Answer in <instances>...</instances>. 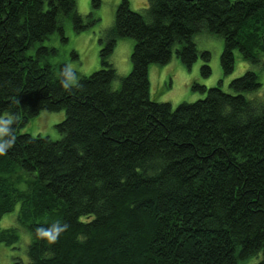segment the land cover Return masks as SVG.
Segmentation results:
<instances>
[{
  "label": "trees",
  "instance_id": "16d2710c",
  "mask_svg": "<svg viewBox=\"0 0 264 264\" xmlns=\"http://www.w3.org/2000/svg\"><path fill=\"white\" fill-rule=\"evenodd\" d=\"M147 3L137 12L121 0L100 69L65 90L66 66L36 46L66 18L85 30L76 0H0V116L18 117L0 155V222L18 204L31 238L28 261L12 264H264V94L245 96L258 75L246 71L230 92L194 84L204 98L176 108L151 101L148 77L175 54L187 68L200 57L208 78L210 54L193 41L203 30L223 39L225 76L236 52L264 70V0ZM123 38L134 46L119 78L109 59ZM42 111L64 112L59 140L20 133ZM57 226L55 243L37 235ZM19 240L0 228V244Z\"/></svg>",
  "mask_w": 264,
  "mask_h": 264
},
{
  "label": "rangeland",
  "instance_id": "374dc122",
  "mask_svg": "<svg viewBox=\"0 0 264 264\" xmlns=\"http://www.w3.org/2000/svg\"><path fill=\"white\" fill-rule=\"evenodd\" d=\"M95 0H76V11L83 18L85 30L76 32L70 19L61 22L62 33L54 32L47 40H44L37 48L43 47L47 50L43 54L44 62L51 66L65 65L70 67L77 78L86 77L100 69L99 52L102 43L106 39L108 31L112 28L115 20V13L121 0H97L98 5L94 6ZM133 11L142 12L148 7L147 0H128ZM193 41L199 52L207 51L210 54L209 66L211 75L202 78L200 69L203 65L200 57L187 68L181 64L173 54L171 61L166 65H151L148 70L149 97L151 101L168 103L176 108L181 103H193L204 98V94L193 91L194 84L204 86L206 89L215 87L221 81V89L230 92L229 83L246 71L255 72L261 84L260 89L255 93L245 96L252 98L264 94V70L260 66L244 62L238 52L235 53V66L230 75H224L220 67V56L223 51V39L220 36L201 31L194 36ZM134 41L130 38L119 39L110 56L109 62L114 67L119 78L125 77L131 71V53ZM35 49L29 51L34 55ZM76 80V82H77ZM119 80L112 83L113 89H118ZM9 115H3L7 117ZM65 114L60 112L42 111L38 116L32 118L20 131L31 136L48 137L52 141L59 140L60 134L55 126L64 120ZM19 205L14 207L13 212L6 214L1 222L0 228L7 229L15 227L18 229L19 242L10 248L0 244V264H12L13 258H19L27 262V247L30 244V234L17 223ZM261 257V255H259ZM256 260L246 264H255Z\"/></svg>",
  "mask_w": 264,
  "mask_h": 264
},
{
  "label": "clouds",
  "instance_id": "9594fccd",
  "mask_svg": "<svg viewBox=\"0 0 264 264\" xmlns=\"http://www.w3.org/2000/svg\"><path fill=\"white\" fill-rule=\"evenodd\" d=\"M62 80L61 85L65 90H71L73 87H78L79 85L76 83L77 78L72 75L70 67H66L62 71ZM18 117L0 116V155L4 154L8 148H11L15 143V135L14 131L11 128L14 120H17ZM63 228L54 227L50 230L37 229V235L39 237L47 238L50 243H55L59 234L63 231ZM51 233V235H49Z\"/></svg>",
  "mask_w": 264,
  "mask_h": 264
},
{
  "label": "water",
  "instance_id": "95a60500",
  "mask_svg": "<svg viewBox=\"0 0 264 264\" xmlns=\"http://www.w3.org/2000/svg\"><path fill=\"white\" fill-rule=\"evenodd\" d=\"M185 1L192 3L195 2L196 0H185Z\"/></svg>",
  "mask_w": 264,
  "mask_h": 264
}]
</instances>
